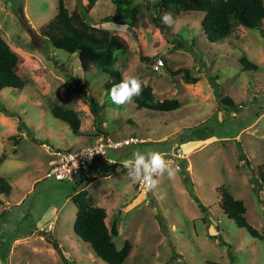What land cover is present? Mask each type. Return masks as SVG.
I'll use <instances>...</instances> for the list:
<instances>
[{"label":"rangeland","instance_id":"1","mask_svg":"<svg viewBox=\"0 0 264 264\" xmlns=\"http://www.w3.org/2000/svg\"><path fill=\"white\" fill-rule=\"evenodd\" d=\"M156 1L136 0L141 14L133 32L103 22L115 12L111 0H99L87 21L125 42L129 53L116 63L123 77H139L157 101L179 100L180 108L169 112L112 103L105 89L109 75L94 67L84 72L78 53L49 44L43 28L57 16L59 0H0V36L19 56L16 72L27 82L0 90V176L11 186L8 197L0 194V264L10 255L16 264H62L47 236L72 264H107L74 233L77 207L68 197L75 183L46 177L52 156L43 146L76 150L105 135L143 140L110 150L118 161L153 149L181 167L146 196L127 169L109 162H95L83 177L95 205L106 209L108 227L117 222V247L132 245L123 264H264V187L259 192L253 184L264 169V22L260 30L235 23L229 38L212 43L202 12H171L176 23L162 32L152 21ZM65 4L72 12L88 0ZM243 58L257 69L246 68ZM158 60L164 66L154 71ZM180 68L199 81L170 73ZM57 104L78 113L77 135L53 116ZM177 145L185 158L172 157ZM222 185L244 201L260 238L224 213Z\"/></svg>","mask_w":264,"mask_h":264},{"label":"trees","instance_id":"2","mask_svg":"<svg viewBox=\"0 0 264 264\" xmlns=\"http://www.w3.org/2000/svg\"><path fill=\"white\" fill-rule=\"evenodd\" d=\"M98 1L88 0L87 5H80L71 12L66 7L65 0H59L58 14L43 28V32L49 44L55 49L64 50L70 54L78 53L84 72H89L94 67L98 72L109 75L111 80L105 85L109 93L111 87L123 78L116 63L121 55L129 53V49L124 41L111 34L109 30L92 26L87 21V16ZM111 2L115 5V12L105 17L103 22L115 23L117 26L126 25L125 29L133 32L139 23L141 14L136 0H111ZM153 9L152 21L160 27L162 32L167 28L162 22V12L204 13L201 26L207 39L212 43L229 38L233 33L235 23L249 29L260 30L264 22V0H157L153 4ZM142 59L150 62V58L143 57ZM18 62L17 53L0 36V90L4 88L22 89L27 84L16 72ZM242 63L246 68L257 69V65L246 58L242 59ZM170 73L173 75L184 73L183 79L186 83L199 81L184 68L176 71L170 70ZM92 100V103L96 105V100ZM221 101L226 102L225 99ZM133 102L138 108L160 112L180 108L178 99L157 101L153 88L144 82L142 94L134 98ZM51 112L56 119L66 123L73 134L79 133L81 120L76 111L57 104ZM18 130L21 131L22 128L18 127ZM17 142L15 141V144ZM88 184L89 182L84 183L79 190L75 189L76 193L71 196L72 202L77 207L73 225L74 233L78 238L90 244L95 254L105 263L123 264L130 255L132 245L126 241L122 249L117 247L114 241V237L119 235L117 222L113 223L111 229L108 227L107 211L95 205L96 200L86 188ZM253 184L257 191L260 192L263 189L264 169L259 170V177L255 178ZM10 189L8 180L0 176V194L8 195ZM219 205L239 227L247 229L254 237L260 238L258 231L247 221V207L244 201L236 199L224 185L219 187ZM200 207L205 208L203 205ZM54 247L60 254L63 264H72L60 244Z\"/></svg>","mask_w":264,"mask_h":264},{"label":"clouds","instance_id":"3","mask_svg":"<svg viewBox=\"0 0 264 264\" xmlns=\"http://www.w3.org/2000/svg\"><path fill=\"white\" fill-rule=\"evenodd\" d=\"M162 22L168 27H173L176 19L171 12H164ZM112 26L114 28L126 27V25L117 26L115 23ZM142 91L143 82L139 77L124 76L119 83L111 87L109 95L112 103L124 105L133 102V99L139 97ZM166 155L159 150L137 149L130 159L122 162V167L127 169V175L132 182L143 184L147 191H154L161 177L166 175L169 179H175L181 171L180 166L167 159Z\"/></svg>","mask_w":264,"mask_h":264},{"label":"built area","instance_id":"4","mask_svg":"<svg viewBox=\"0 0 264 264\" xmlns=\"http://www.w3.org/2000/svg\"><path fill=\"white\" fill-rule=\"evenodd\" d=\"M164 66L163 60H158L152 66L154 71H160ZM143 140L135 136L126 137L123 139H115L110 136H103L96 143L88 145L76 150L70 149H54L47 143L43 146L47 148L52 156L49 165V170L46 174L47 178H55L60 182H72L87 168L94 165L95 162H109L112 165L124 169L123 161H118L108 155L110 150H119L132 144L141 143ZM52 148V149H51ZM175 153L172 157L176 159L185 158V153L180 145L174 147ZM181 168V167H180ZM139 190L146 196L150 191H147L143 184L139 183ZM52 224L49 228H52Z\"/></svg>","mask_w":264,"mask_h":264},{"label":"crops","instance_id":"5","mask_svg":"<svg viewBox=\"0 0 264 264\" xmlns=\"http://www.w3.org/2000/svg\"><path fill=\"white\" fill-rule=\"evenodd\" d=\"M97 142V140L96 141H86V144L87 145H90V144H94V143H96ZM50 145V144H49ZM51 146V145H50ZM84 147H86V146H84ZM83 148V147H82ZM55 149V148H54ZM56 149H62V148H56ZM50 165V164H49ZM94 166V165H93ZM93 166H90V168L89 169H86L81 175H79L77 178H76V180L75 181H73L72 183H75V185H74V191H73V193L68 197V199L69 200H71V196L73 195V194H75L76 192H75V189H78L79 190V187H81L84 183H85V181L83 180V177L84 176H86L87 174H89L90 173V170L91 169H93ZM82 181V182H81ZM81 182V183H80ZM76 186V187H75ZM88 187V186H87ZM86 187V188H87ZM6 197H8L9 195H5ZM23 199V198H22ZM72 201V200H71ZM19 203V202H18ZM7 204H8V202H7ZM14 242L13 243H19V242H22L19 238H15L14 240H13ZM16 246V245H15ZM55 248V247H54ZM54 251H55V253L56 254H58V251H56V249H54ZM60 255V254H59ZM16 257L14 256V258L12 259V255H10L9 256V259H8V261H7V263L6 264H16V262L14 261V259H15ZM60 259H61V257H60ZM61 262H62V264H63V261H62V259H61Z\"/></svg>","mask_w":264,"mask_h":264},{"label":"water","instance_id":"6","mask_svg":"<svg viewBox=\"0 0 264 264\" xmlns=\"http://www.w3.org/2000/svg\"><path fill=\"white\" fill-rule=\"evenodd\" d=\"M43 234L46 235L47 233H46V232H43ZM47 240H48L49 242L53 243L54 245H58V244H59L58 241H56V240L54 239V237H52V236H47Z\"/></svg>","mask_w":264,"mask_h":264}]
</instances>
